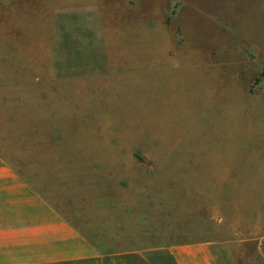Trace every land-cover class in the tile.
I'll use <instances>...</instances> for the list:
<instances>
[{
	"label": "rangeland",
	"instance_id": "1",
	"mask_svg": "<svg viewBox=\"0 0 264 264\" xmlns=\"http://www.w3.org/2000/svg\"><path fill=\"white\" fill-rule=\"evenodd\" d=\"M65 1L0 0V58L12 60L0 65L1 104L43 128L27 139L28 164L64 183L41 191L71 208L127 203L172 241L264 231V50L236 35L234 5L189 0L172 49L107 42L110 71L74 78L53 58L52 6ZM96 4L106 34L122 2ZM258 18L246 28L264 30Z\"/></svg>",
	"mask_w": 264,
	"mask_h": 264
},
{
	"label": "crops",
	"instance_id": "2",
	"mask_svg": "<svg viewBox=\"0 0 264 264\" xmlns=\"http://www.w3.org/2000/svg\"><path fill=\"white\" fill-rule=\"evenodd\" d=\"M97 1L66 0L52 6L53 58L68 65L74 78L110 71L107 42L112 47L119 42L153 41L172 49L179 42V28L189 24L186 19H193L189 0H107L122 2V6L109 7L105 34ZM221 1L226 7L234 5L235 29L240 20L244 22L235 30L240 41L256 43L251 48L264 50V30L246 28L261 21L258 16L264 14V0ZM13 56L15 66L18 55ZM11 61L3 56L0 65L9 67ZM29 61L24 63V76L32 74L27 68ZM11 76L8 74L6 81H17ZM2 89L0 264H264V231L256 223L249 229L239 226L230 234L219 229L218 233L203 234L201 240L178 242L164 237L160 230L147 231L144 217L127 203L77 204L71 208L52 201L41 190L64 184L56 180L60 173L34 169L28 162L36 160L25 155L27 139L38 138L34 131L43 128L33 122L12 121L9 115L15 111L1 104L6 96ZM40 158L49 160L48 155Z\"/></svg>",
	"mask_w": 264,
	"mask_h": 264
}]
</instances>
